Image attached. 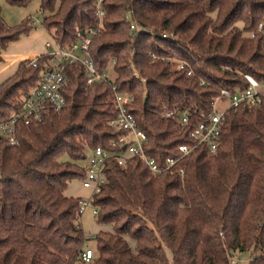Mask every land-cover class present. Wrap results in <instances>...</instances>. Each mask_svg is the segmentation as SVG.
Returning <instances> with one entry per match:
<instances>
[{
  "label": "trees",
  "instance_id": "obj_1",
  "mask_svg": "<svg viewBox=\"0 0 264 264\" xmlns=\"http://www.w3.org/2000/svg\"><path fill=\"white\" fill-rule=\"evenodd\" d=\"M104 9L100 18L95 0H40V23L55 42L72 46L77 27L92 29L89 57L100 72L112 65L115 76L90 85L81 63H66V106L20 122L18 145L0 142V264H230L243 253V264H264V92L258 106L227 108L216 152L199 145L180 157L177 149L194 143L199 112L212 109L221 89H245L244 74L264 80V0H106ZM35 19L10 25L0 6V52L36 29ZM54 63L49 52L36 65L22 61L0 83V122ZM116 92L134 96L130 111L147 135L148 156L161 165L177 160L154 173L135 156L127 166L109 159L91 205L96 222L110 227L92 238L78 213L82 197L66 191L85 178L92 149L124 152L113 146L122 132L108 123ZM89 239L97 254L86 262Z\"/></svg>",
  "mask_w": 264,
  "mask_h": 264
},
{
  "label": "built area",
  "instance_id": "obj_2",
  "mask_svg": "<svg viewBox=\"0 0 264 264\" xmlns=\"http://www.w3.org/2000/svg\"><path fill=\"white\" fill-rule=\"evenodd\" d=\"M106 0H95L96 14L103 18L105 16L104 3ZM130 29L136 32L138 24L132 16L127 17ZM39 22V19H35ZM79 32V40L72 46L61 47L56 42H48V52L56 56L55 68L46 71L38 85L34 87L29 95L24 99L20 110L13 113L7 121L0 122V142L5 141L12 146L18 145V124L20 122L30 123L33 120H43L49 109L61 110L67 104L65 90L70 82V76L66 70V63H81L85 68L88 84L108 81L113 78L109 70L98 71L95 63L89 57V46L93 30L87 29L83 33ZM37 58L27 61L29 65H36ZM176 67L185 69L187 76L194 75L193 68L185 61H176ZM248 86L245 89L231 91L223 88L220 90L213 103L212 109L199 112L200 121L195 125L190 133L194 141L191 144H180L177 149L180 157L189 155L197 146L206 145L210 153H214L218 147V137L221 125L225 120V111L229 107H238L246 104L249 107L258 106L261 103V95L264 92V80L258 81L248 74L243 75ZM203 81H201V84ZM134 101V96L125 92H116L114 97L117 114L108 120L109 125L116 131L122 132L119 139L113 142V146L122 145L124 152L114 153L103 147L92 149L86 160V176L81 181L83 187L89 189L91 194L82 197L78 213L82 215L91 205V198L94 193L100 191L101 186L106 183L105 166L109 159L114 158L122 166H127L128 160L137 157L146 164L154 173H162L171 169L177 159L168 158L163 165L148 156L145 145L148 141L146 133L139 128L134 114L130 111V106ZM167 115H174L172 111ZM181 125L187 122V117L183 114L179 119ZM182 174V171H181ZM97 213L94 208L93 214ZM95 256L92 248H87L81 258L86 262H91ZM240 260L238 254L230 258V264H237Z\"/></svg>",
  "mask_w": 264,
  "mask_h": 264
},
{
  "label": "crops",
  "instance_id": "obj_3",
  "mask_svg": "<svg viewBox=\"0 0 264 264\" xmlns=\"http://www.w3.org/2000/svg\"><path fill=\"white\" fill-rule=\"evenodd\" d=\"M37 6H40V0H38ZM2 15L6 20L3 10ZM30 15H33L31 11L26 13H19L16 15V17H20L18 21L15 20V22H12V24L7 20L6 21L10 25H15L20 23L23 19ZM48 42H55V40L51 36L48 29L42 26L38 29H34L28 35L22 36L19 40L12 42L7 50L0 52V56H2V61L0 63V83L11 76L22 61H29L31 59L37 58L42 54L47 53ZM69 187L66 193L72 196L69 191ZM82 188L84 191V195H79L78 197L89 196L91 194L90 190L83 187V185Z\"/></svg>",
  "mask_w": 264,
  "mask_h": 264
},
{
  "label": "rangeland",
  "instance_id": "obj_4",
  "mask_svg": "<svg viewBox=\"0 0 264 264\" xmlns=\"http://www.w3.org/2000/svg\"><path fill=\"white\" fill-rule=\"evenodd\" d=\"M38 0H33L28 6L22 7V6H17V5H12L7 2V0H0V6L3 10V13L6 17V20L12 24L14 23L15 20L18 21L20 17H16L17 14L19 13H26V12H32L33 17L38 18L39 22H37L36 28L42 27V24L40 23L41 21V15L39 14V6H37ZM109 73L112 77L115 76V73L112 69V65L109 67ZM85 163V162H83ZM69 191L72 194V196L78 197L79 195H84V191L82 188V183L81 180L75 179L72 181L69 187ZM94 212V206H90L87 211H85L82 214L81 217V223L84 228V231L88 237H92L99 232L100 230H105L109 229L110 226L108 225H100L96 222V218L93 214ZM132 241V242H131ZM130 242L134 246V241L131 240ZM88 248H92L93 250L96 251L97 254V242L94 239H89L87 242ZM247 254L243 253L240 255V260L239 264H243L246 260Z\"/></svg>",
  "mask_w": 264,
  "mask_h": 264
}]
</instances>
